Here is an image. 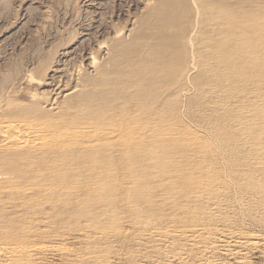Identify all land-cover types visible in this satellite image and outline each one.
Here are the masks:
<instances>
[{"label":"bare ground","instance_id":"obj_1","mask_svg":"<svg viewBox=\"0 0 264 264\" xmlns=\"http://www.w3.org/2000/svg\"><path fill=\"white\" fill-rule=\"evenodd\" d=\"M178 1L156 2L140 36L131 43H121L124 35L115 33L111 68L106 66L109 60L100 66L93 54L87 84L58 85L53 89L56 99L46 106L42 101L19 108L14 103V112L2 113L0 264H42L45 252L58 254L63 264H245L249 254H264V7L252 1L251 10L243 12L241 3L231 0ZM151 4L148 1L146 7ZM178 25L179 37L189 47L188 53L184 49L189 70L183 65L187 74L182 73L180 80L202 70L207 83H228L227 88L215 87L213 95L232 91L230 98L237 101L224 103V112L231 114L225 124L230 131L224 126L210 129L211 159L200 155L207 153L200 150L201 141L195 145L199 129L188 132V139H177L174 134L181 133V127L168 124L167 111L161 108L165 105L147 110L140 102L154 95L145 86L151 82L147 76L157 74L150 72V62L146 66L140 59L142 47L149 48V60L166 61L174 51L171 32ZM103 46L98 47L108 59L110 45ZM146 67L150 70L142 76ZM155 84L152 91L157 93L161 85V92L164 85ZM144 88L147 93L141 95ZM237 90L241 92L233 95ZM254 90L261 94L247 100ZM179 141L177 150L175 146L164 150ZM118 173L124 179L119 181ZM85 179L91 202L82 201L83 208L74 211L81 218L87 214L97 225L73 228L82 251L36 243L35 226L46 237L61 238L56 225L37 220L45 216L46 204L81 201L83 196L74 190ZM245 218L259 230L251 234L238 229L246 224Z\"/></svg>","mask_w":264,"mask_h":264},{"label":"rangeland","instance_id":"obj_2","mask_svg":"<svg viewBox=\"0 0 264 264\" xmlns=\"http://www.w3.org/2000/svg\"><path fill=\"white\" fill-rule=\"evenodd\" d=\"M148 1H151V3H153L151 4L153 6L150 5L152 9L151 8L149 9L148 7H146V4ZM166 1L168 5L169 2L174 1V0H166ZM176 1L177 0H175V2ZM181 1L183 0H179L178 2H181ZM234 1L241 3L242 8L240 10L243 12L250 11L251 5L254 4V6H256V3L258 7H261V6L264 7V0H231L232 3ZM252 1L254 2L253 4H251ZM156 2H159V0H0V104L2 103L3 105L2 104L1 105L4 107V105L7 103L8 105L7 104L6 105L9 109L8 110L7 107L2 109L0 105V116H2V113L4 114V112L7 114H8V111H9V114L10 112H14L13 109L16 108V106L13 107L14 103L15 105L16 103L19 104L17 105L18 108L20 107V104L22 105V107H25V106H31L33 105V103L38 102V101L40 103L43 102L42 106H46L45 104H49L50 101H53L54 99H56L55 94H54L55 91H53V89L56 90L58 85L59 86L63 85V86L70 88L74 86V84L76 83L83 84L84 82H86L87 84V81H86L87 73L88 75L92 76V74H89L90 70H88V67H89L88 65H90L89 61H91V58L96 56L97 57L96 59L100 61V66L101 64L105 65L109 63L108 65H106L107 67H109L111 63L110 60L114 58L113 56L114 53L112 49L114 47L113 45L116 42L112 40L114 39L113 37L115 33L119 32L120 34H122L121 36L124 35L123 37H121L123 38L121 43H124L125 45H127V43L128 44L131 43L135 38H137V36L139 37L147 23L146 21H148L147 18H149V14L154 12L155 10L154 8L156 7L155 5L156 4L158 5V3ZM148 10H151V11H148ZM147 14L148 16H146ZM140 24L142 27L140 26ZM180 28H181V25L180 26L178 25L175 28H173L174 30L171 32L173 33L171 35V39H175L176 43H171V45L173 44L172 47L174 48L172 49H174V51L172 52V49H170V51L172 52L171 53L172 55L170 54L169 58L166 59V61H158L154 58L150 59L151 60L150 61L149 58L146 57L149 54V51H150L148 50L149 48L145 49L146 46H144V48L142 47L144 51L141 49L142 51L140 54V59L141 58L144 59L146 63L145 64L144 62L143 63L140 62V63L147 66V63L149 64L150 62L149 64L151 68L150 72L152 73V70L154 69V71L157 73L155 78H152L153 75L147 76V71L150 70L148 66L143 70V72L146 70L147 71L146 73H143L142 76L146 74V76L149 78L148 79L146 77L148 81H151V82L153 81V83H157V86L160 83L163 84L164 86L162 85L163 88L161 89V92H160L159 91L160 89L158 90V88H160L161 85L158 86L157 88L155 84V88H157L156 89L157 93H154L155 90L154 92L152 91L153 90L152 88L154 87L153 83L152 85H150L151 82L149 83L146 82L147 85H150V86L149 88L147 85L145 87L149 90L151 89L150 94L153 93L154 95L151 96L148 93L149 96H151V98L148 96L149 98L145 99L144 97L145 102L142 99L143 96H141V95H144V92L147 93V90H145V88L144 90L141 89L143 90L142 91L143 93H141V95L139 92L141 90H138L136 94L139 93L138 95L139 97L141 96V99H142L140 100V102L143 101L144 104L142 102L141 103L143 104L144 108L146 107L145 109L147 110L152 106L157 107V106H160L161 104L165 105L161 108H164L167 111V114H168V115L166 114L167 120L169 119L167 121L168 124L169 125L173 124L172 126H180L182 130L181 133L174 134L175 138L188 139V136L190 134L188 132L193 131L195 129H199L200 138L199 136L196 137L198 139L196 140L195 145L198 144L197 141L199 142L201 141L200 143L202 144V148L200 150L206 149L208 154L204 150L202 151L200 155L206 158L209 157V159H211L213 158L212 150H214V142L211 137L210 129L217 130V129H221L223 126L224 127L226 126L225 124L229 122V118L231 114H229L228 112L227 113L224 112L227 109L224 103H226L227 101L237 103V101H235L233 97L232 99L234 101L230 98L232 96V91L231 92L229 91L227 93H222L221 95H219L218 93H215V95H213L212 92H215V87L217 88L216 90L221 89V88H227V85H226L227 81L224 80L222 81L223 83L222 82L207 83L205 80L206 75L202 73V70L200 71L198 70L194 74L196 75V77L192 75V77L189 76V78L186 81L180 80L181 75L183 77V74L184 75L187 74L186 72H184L186 71L184 69H186L188 64L184 61V58L189 52L188 51L189 47L187 48L186 43L182 41V39L179 37ZM102 44H105V46L107 45L106 46L107 49H108V46L110 45L109 53H111L112 51V55L109 54L108 59H107V56L106 57L103 56V53H104V52L102 53L103 49L102 50L99 49V47L103 46ZM195 45L200 49L203 48V47L201 48L200 45H197V42L195 43ZM184 49L186 50L188 49L186 51L187 53L184 51ZM146 50H148V52ZM93 54H95V56H93ZM101 58L102 59L104 58V59L102 60ZM152 60L153 61L155 60L154 63L152 62ZM183 61L185 62V64ZM155 63H157V65ZM163 63L165 64L163 65ZM153 65L154 66L156 65V66L154 67ZM157 66L159 67L160 72L162 70H165L167 72H165L164 74L161 73L159 75L158 73L160 72L157 71L158 70L156 68ZM183 67L184 69L181 70ZM110 68L111 67H109V69ZM187 68H188L187 70H189V66ZM137 69L139 70L137 72L141 71L139 67L136 68V70ZM136 70H134V73ZM180 70L183 72H181ZM168 71L171 72V74ZM155 72L152 74L155 75ZM202 75L204 76L201 78ZM125 76H128V75H125ZM163 76L165 77L168 76L167 77L168 79L167 78L165 79V77ZM171 78L173 81L171 80ZM72 79L75 81H73ZM159 79H161L162 82ZM199 79H202V81H200ZM165 80L167 82H164ZM193 80L198 81V82H196L195 84ZM112 81H114V79ZM179 82H182V83L180 84ZM184 82H186L185 83L186 85H184ZM200 83H202V85ZM176 85H177V91L175 90ZM211 85L213 88L211 87ZM151 86L152 88H150ZM179 87L180 89L178 91ZM188 87H189V90H188ZM166 88H168L169 90ZM209 89L211 90L209 91ZM171 90L172 91L174 90V91L170 92ZM167 92L168 94H165ZM180 92L182 93L180 94ZM185 92L189 94V96L184 97L183 94ZM238 92L240 93L241 91L239 90L233 91L234 93L233 95H235V93L237 94ZM253 92H256V93L253 94ZM260 92H261L260 90H256V91L254 90L252 91V93L249 92L250 94L248 93L247 100H249V97L250 99H253L254 98L253 95L256 94L255 96H257L261 94ZM155 94L157 95V97ZM164 94L167 96H165ZM198 94L200 96H198ZM135 96L137 95L133 93V99L138 98V96L136 98ZM159 96L160 98H158ZM169 96L171 98H168ZM201 96H203V98ZM33 97H36V98L33 99ZM153 97H155V99L157 98L155 102H154V99H152ZM179 97L181 98V100H179L180 99ZM150 99L153 100L151 101L152 103L153 102L156 103L158 100L160 101L162 100V101L157 102L156 105L154 103L152 104L151 102H150L151 104L149 102L146 103L147 102L146 100L149 101ZM56 102L60 103L61 98L57 97ZM11 104H12L13 109L11 108ZM145 104H148V106ZM221 104L223 106H221ZM227 104L229 103H226V105ZM235 105L236 104L230 105V106L232 107ZM188 106L189 108H186ZM230 106L229 108H231ZM9 107L13 111L12 110L10 111ZM222 107L225 109H222ZM233 109L235 108L233 107ZM226 114H228L229 116ZM4 116H7V115L4 114ZM225 117L227 118V120ZM217 119H219L220 121ZM224 127L223 129L225 131H230L229 129L230 126H226L227 128L226 127L224 128ZM206 134L208 137L205 136ZM208 138L210 139L208 140L209 142L206 141ZM179 143H182V142L181 141L175 142L174 143L175 145L173 143H171L172 145L168 144L166 145V148L164 150H166L167 148L171 149V147H174V146L176 147L175 150H177ZM211 143H213L212 147H211ZM198 146L199 144L196 147ZM196 152L199 154V150H197ZM117 175H116V178L118 177L117 179L119 181H120V178L121 180L124 179V175L122 173H118ZM87 187H88L87 179H85V182L83 181L82 185H79L75 188L74 190L75 193L76 191L77 192L79 191L78 194L79 195L81 194L83 196L82 200L79 202H75L71 200L72 203L69 202L65 204V203H61L58 201L56 203H53L52 206H50L49 204H46L45 206L47 209L46 214L45 216H43V218H40L39 220H37V223L48 222V223L56 225L58 227L57 234H61V238L63 239L58 238L56 236L46 237L45 234L43 235L44 231H41L40 229L37 228V226H35V227H32V230H34L37 234L39 233V236L35 240L36 243H43V245H45L46 247H53L55 244L57 246L62 245L68 248L71 246L76 251H82L81 249L83 248V245L80 243L81 244L80 246L77 240H75V237H78V234H76L74 230L80 225L82 227L87 226V224L88 226L89 224L90 226L97 225L96 223L89 221L87 214H83L81 218L80 211H79L80 214L75 213L74 211V209L78 210L79 206H82L83 208V206L87 204V199L90 201L91 197H90V194H87L88 193ZM86 195H88V197ZM263 212H264V208L262 210V214H264ZM61 215L63 217H60ZM86 217L88 221H86L85 219ZM78 219L79 221H77ZM245 219L244 220L246 221V224L245 225L241 224L242 226L238 227V229L249 231L251 234L255 232V229L259 230V228L256 227L252 223V220L250 218H245ZM261 230L263 231V229ZM50 253L45 252L42 258V264H63L61 257L58 254H54L52 252ZM219 257L221 258L222 261H229L228 260L229 258L226 259L223 256H219ZM247 257H248L246 260L247 263L245 264H264V259H263L264 254H262L261 252L249 254Z\"/></svg>","mask_w":264,"mask_h":264}]
</instances>
